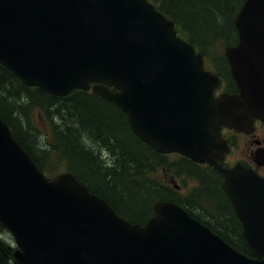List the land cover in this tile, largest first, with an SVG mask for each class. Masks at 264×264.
Masks as SVG:
<instances>
[{
  "label": "water",
  "instance_id": "obj_1",
  "mask_svg": "<svg viewBox=\"0 0 264 264\" xmlns=\"http://www.w3.org/2000/svg\"><path fill=\"white\" fill-rule=\"evenodd\" d=\"M235 22L238 42L225 51L240 92L216 96L219 75L149 0H0V64L57 96L92 89L156 151L220 168L259 255L173 201L131 223L73 173L49 178L0 117V222L20 264H264V177L221 163L222 126L250 131L264 121V0H246Z\"/></svg>",
  "mask_w": 264,
  "mask_h": 264
},
{
  "label": "trees",
  "instance_id": "obj_2",
  "mask_svg": "<svg viewBox=\"0 0 264 264\" xmlns=\"http://www.w3.org/2000/svg\"><path fill=\"white\" fill-rule=\"evenodd\" d=\"M151 1L176 23L179 35L195 46H200L202 54L208 57L207 51L214 50L217 55L214 58L218 62L216 66L222 69L218 70V74L226 76V71H223L226 57L219 53L217 46L237 44L235 20L245 0ZM36 110L39 116L37 123L42 125L50 121L52 138L43 145L39 141L43 142L45 132L34 123ZM66 111L70 114L67 122L63 117ZM57 114L63 123L53 121L59 118ZM0 117L48 177H56L61 173L59 168L64 166L63 170L73 173L91 192L106 199L119 215L131 223L144 225L155 216L158 201H173L185 207L192 216L242 253L259 257L244 237L242 224L228 196L217 186V181L211 184L210 180L204 182L198 176L205 174L206 169L187 159L175 166L178 174L187 173L202 180L193 197L204 201L205 194L211 201L217 200V208L222 210L219 211V220H224L217 221L219 227L184 204L176 197L177 191L162 193L155 182L147 179L155 168L164 165L166 156L132 130L128 115L118 105L91 89H75L65 96H57L42 87L24 84L10 69L0 64ZM89 138L94 141L88 143ZM97 142L111 153L113 159L109 164L102 161L101 156L95 152V148L98 149ZM184 162L197 168L183 166ZM219 198L224 201L223 205L219 206ZM0 228L6 229L2 223ZM15 249L10 242L0 239V264H20L14 257Z\"/></svg>",
  "mask_w": 264,
  "mask_h": 264
},
{
  "label": "rangeland",
  "instance_id": "obj_3",
  "mask_svg": "<svg viewBox=\"0 0 264 264\" xmlns=\"http://www.w3.org/2000/svg\"><path fill=\"white\" fill-rule=\"evenodd\" d=\"M225 47H227V46L219 45V46H217V50L219 51V53L223 54L228 59V57L226 55ZM196 48L199 49L200 46L196 45ZM215 49H216V46H215ZM207 55H208V57L206 56V66L208 68H212V66H213V68L220 70L221 68H218L216 66V64L218 65V62H217V59L214 58V57H217L214 50L210 49L209 51H207ZM225 74L227 75V73H225ZM227 78H228V80H230L228 75H227ZM11 100H14V99H11ZM69 115L70 114L68 111L63 113V117L66 118V120H65L66 122L68 121ZM58 117L59 118L56 117L55 119H53V121L55 123H58V124L63 123V121L60 119L59 115H58ZM34 118H35L34 123L42 129V132H45L42 136L43 142L39 141L40 144L43 145V143H49L51 138H52L51 137V131L49 128L50 121L48 120L47 123H44L42 125L37 123V120H39L37 110L34 112ZM69 122H70V120H69ZM42 132H39V133H42ZM93 141L94 140L89 138V140L87 142L92 143ZM97 145H98V149L94 147L95 152L101 156L102 161H104L108 164L110 162H112L113 157H112L111 153L109 152L108 148L105 147L104 145L98 143V142H97ZM161 154L166 156V158H165L166 162L164 163L163 166H161V167L158 166L157 168H155L154 171H152V173H149L147 176V179L149 181L152 180L153 182H155L156 187L158 189L159 188L162 189V191H163L162 193H164V192L165 193H171V192L177 191V193H176L177 198H179L184 204H186L188 207L192 208L196 213L200 214L206 220L212 221L215 225H217V223H218L217 221H224V220H219V217L221 216L219 211L222 212V210L220 208H217V205H216L217 200L216 199L211 201V198L207 197L205 194L203 195L204 199H205L204 201H201L199 197H196V196L193 197V195H195V191L199 190L200 185H198V184L200 182L195 181L194 179H192V180L188 179L187 177L183 176V173L178 174L177 171L175 170V166L176 165L178 166L180 161L183 160V158H180L178 156H169V155H166L165 153H161ZM190 165H191V168H197L194 165H192L191 163L184 162V164H183V166H190ZM63 169H65L64 166L59 168V172L62 173V172L66 171ZM204 172H206L208 174L213 173L212 170H210V169L205 170ZM212 176H215V175L212 174ZM215 181H217V179L213 178L211 184H215L214 183ZM217 186L218 187L220 186L222 189V192L225 193V191L223 190V188L221 186V182H217ZM226 196H227V194H226ZM223 202L224 201L223 200L221 201L219 198V201H218L219 206L223 205ZM225 207L228 209L227 205H225ZM226 216L229 217V215H227V214H226ZM213 217L215 219H213ZM0 239H3L7 243L10 242L13 246H15V248H17L16 240H15L12 232L8 229V227H6V229L0 228Z\"/></svg>",
  "mask_w": 264,
  "mask_h": 264
},
{
  "label": "flooded vegetation",
  "instance_id": "obj_4",
  "mask_svg": "<svg viewBox=\"0 0 264 264\" xmlns=\"http://www.w3.org/2000/svg\"><path fill=\"white\" fill-rule=\"evenodd\" d=\"M205 64H206V57H205ZM205 67L208 70L217 72L218 74V70L216 68H213V66L211 69L208 68L206 65ZM223 71H226L230 80H228L227 75L226 77L219 75L221 77V83L215 90L216 95L219 96L224 92L239 93L240 91L238 89L237 82L233 77L231 65L227 58H226V64L223 65ZM231 84L234 86L232 87ZM221 133L223 138L227 140V143L229 145V150L224 154V157L221 161L222 167L232 168L237 164H241L243 167L247 169H251L257 172L260 176L264 177V164H261L256 160L258 155H264V121H262L259 118H256L253 123V128L250 131L236 130L234 128L224 125L221 129ZM166 155L178 156L180 158H183V160L186 159L191 160L189 158H186L180 153H171ZM194 163L198 164L202 168H205L206 170L210 169L213 171L212 174L215 176H212V174L209 175L206 172L205 174L198 175L204 179V182H206L207 180L208 181L210 180V182H212L213 178H215L217 179V182H221V186L223 188V182L225 180V176L220 170V168L211 165L209 163H197V162ZM183 176L191 180L194 179L195 181L198 182H200L201 180L200 178L187 173H183ZM205 177H208L209 179H206ZM198 185L201 184L199 183ZM228 200L231 203L229 196H228ZM231 206L233 207L232 203ZM233 210L236 213L234 207Z\"/></svg>",
  "mask_w": 264,
  "mask_h": 264
},
{
  "label": "clouds",
  "instance_id": "obj_5",
  "mask_svg": "<svg viewBox=\"0 0 264 264\" xmlns=\"http://www.w3.org/2000/svg\"><path fill=\"white\" fill-rule=\"evenodd\" d=\"M106 166H111V165H106Z\"/></svg>",
  "mask_w": 264,
  "mask_h": 264
}]
</instances>
